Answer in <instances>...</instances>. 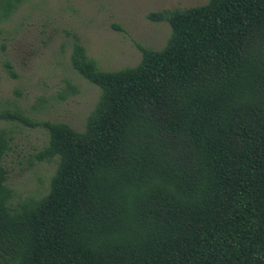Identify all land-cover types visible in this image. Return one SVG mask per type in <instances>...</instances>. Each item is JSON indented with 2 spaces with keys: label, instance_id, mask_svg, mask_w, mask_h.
Wrapping results in <instances>:
<instances>
[{
  "label": "trees",
  "instance_id": "1",
  "mask_svg": "<svg viewBox=\"0 0 264 264\" xmlns=\"http://www.w3.org/2000/svg\"><path fill=\"white\" fill-rule=\"evenodd\" d=\"M146 17L170 33L132 66L101 69L76 37L71 64L99 88L83 129L0 113L44 128L34 157L56 162L13 204L0 129V264H264V0Z\"/></svg>",
  "mask_w": 264,
  "mask_h": 264
},
{
  "label": "rangeland",
  "instance_id": "2",
  "mask_svg": "<svg viewBox=\"0 0 264 264\" xmlns=\"http://www.w3.org/2000/svg\"><path fill=\"white\" fill-rule=\"evenodd\" d=\"M205 1L23 0L0 19V113L19 110L33 120L83 129L99 88L71 64L76 37L101 69L132 66L141 57L139 44L161 48L170 33L167 22L149 20L148 12ZM1 128L11 136L2 163L12 203L45 194L56 162L37 161L34 154L46 145V130L0 118Z\"/></svg>",
  "mask_w": 264,
  "mask_h": 264
}]
</instances>
